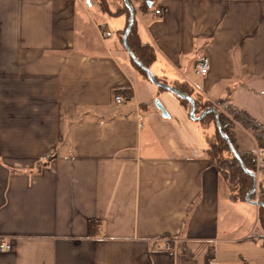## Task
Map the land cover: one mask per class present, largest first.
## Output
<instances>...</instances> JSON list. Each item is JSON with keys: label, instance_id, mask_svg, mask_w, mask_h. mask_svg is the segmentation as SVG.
I'll return each instance as SVG.
<instances>
[{"label": "crops", "instance_id": "0c3cea01", "mask_svg": "<svg viewBox=\"0 0 264 264\" xmlns=\"http://www.w3.org/2000/svg\"><path fill=\"white\" fill-rule=\"evenodd\" d=\"M151 1L134 18L156 51L152 74L210 101L230 89L264 127V0ZM90 12L84 0H0V264H264V228L236 213L197 121L171 91L167 116L140 98L152 81ZM232 131L239 151L259 146Z\"/></svg>", "mask_w": 264, "mask_h": 264}, {"label": "trees", "instance_id": "16d2710c", "mask_svg": "<svg viewBox=\"0 0 264 264\" xmlns=\"http://www.w3.org/2000/svg\"><path fill=\"white\" fill-rule=\"evenodd\" d=\"M131 2V0H129ZM151 0H143L141 4L137 7L134 6V14L137 11L142 13H148L151 5ZM152 2V1H151ZM98 4L99 11L102 14H107L110 16H124L125 26L118 30L119 38L122 39L125 27L128 23L129 10L126 7L124 0H96ZM132 3V2H131ZM133 4V3H132ZM127 45L134 54V56L146 67L150 68L152 64L156 61V51L153 45L149 42L143 41L137 30L136 19L134 18L133 25L127 35ZM129 62L131 66L140 73L145 79H149L145 71L137 65L134 60L129 56ZM157 81L164 82L168 85L173 86L175 89L190 96L194 101L195 114L199 115L204 110L208 108H215L218 116V121L222 132L228 136L231 143L236 147V142L232 127L235 123L240 124L246 129H250L259 146H264V127L262 124L257 122L251 115L246 111L238 109L232 106L229 99V90L224 97L219 98L216 101H210L203 97L201 93L195 91L193 86L186 80L176 79L172 81H167L164 77H159L154 75ZM158 91L165 90L161 87H157ZM123 95L126 99L131 96V91L129 89H115L113 90V96ZM179 103L186 109H189V102L186 99L176 96ZM222 108V110L220 109ZM202 132L203 138L205 140L204 152L208 159L210 160L213 167L217 172L223 177L230 189L229 199L233 202L246 201V195L251 190L254 184V178L247 174L239 164L237 158L231 152L227 141L222 137L217 128L216 117L213 111L207 112L200 120L197 121ZM244 166L247 169L253 170V165L250 161L249 152H241L237 149ZM260 196H258V201L264 203V184L260 183L258 185ZM256 193L250 195V199L254 200ZM257 220L262 228H264V207L260 206L257 209ZM98 221L90 220L88 225L89 235L96 234V228ZM264 244V242H263ZM213 258V253H209L206 258L207 263Z\"/></svg>", "mask_w": 264, "mask_h": 264}, {"label": "water", "instance_id": "95a60500", "mask_svg": "<svg viewBox=\"0 0 264 264\" xmlns=\"http://www.w3.org/2000/svg\"><path fill=\"white\" fill-rule=\"evenodd\" d=\"M124 3L126 5V7L128 8L129 10V18H128V23L125 27V30H124V33L122 35V43H123V46L125 48V50L127 51L128 55L134 60V62L139 65L141 67V69L143 71L146 72V74L148 75V78L152 81V83H154L157 87H161L165 90H168V91H171L172 93H174L176 96L178 97H181L183 99H186L188 102H189V116L191 119L195 120V121H198L200 120L207 112L209 111H213L215 113V117H216V124H217V128L219 129V132L220 134L222 135V137L227 141L228 143V146L231 150V152L234 154V156L237 158L239 164L241 165L242 169L247 173L249 174L251 177L254 178V184H253V187L251 188V190L247 193L246 195V201L253 204V205H256L257 207H260V206H263L264 207V203L261 202V201H256V200H251L250 199V195L252 193L255 192V189H256V177H255V173L251 170V169H247L244 164H243V161L237 151V149L234 147V145L231 143V141L229 140L228 136L225 135L221 128H220V125H219V121H218V116H217V112H216V109L215 108H208L206 110H204L202 113H200L199 115H196L195 114V106H194V101L193 99L184 94V93H181L180 91H178L177 89H175L173 86L171 85H168L164 82H161V81H157L155 76L152 74V72L150 71V69L146 66H144L135 56L134 54L132 53V51L130 50L129 46L127 45V35L131 29V26L133 25V22H134V8H133V5L132 3L129 1V0H124ZM156 106L157 108H159L162 112V115L163 116H167V112L166 110L164 109L163 105L160 104L158 101H156Z\"/></svg>", "mask_w": 264, "mask_h": 264}, {"label": "rangeland", "instance_id": "374dc122", "mask_svg": "<svg viewBox=\"0 0 264 264\" xmlns=\"http://www.w3.org/2000/svg\"><path fill=\"white\" fill-rule=\"evenodd\" d=\"M84 2H85V6H88V5L91 4L97 10V14L98 15L101 14V12L99 11L98 4L96 3V0H86V1L84 0ZM97 14H95L94 12H90L91 18L95 22H97V20L99 19ZM103 19H104V21H106V28H108L110 31H114L115 35H117V33H118V25L116 24V22L119 19H123V18H121L120 16H110V15L106 14L105 16H103ZM145 85H146V87L148 89L147 90L144 89V90H140L139 91L140 98L147 99L146 97H148L150 102H151V104H153V107H155V109H157L156 108L157 107L156 106V100H158V102L161 104V102L159 101V98H161L162 100H164L163 102H165V104H167L168 108L174 112V107H172L173 106V99H174V101H177V99L174 96H172V94H171V97H173V98L171 100V98H168V96H167V95H170L167 91H165V90H161V91L157 90L156 91V88L150 82L145 84ZM150 90L153 91V93ZM151 94H154L152 96L153 99L152 98L150 99V97H149V95H151ZM220 109L222 110V108H220ZM148 119H149V117L147 116L146 119H145V123H148ZM194 123H196V122H194ZM151 133L154 134L153 127H151ZM256 184H257L256 192H258V190H259L258 185L260 184V182H257V180H256ZM234 209H235L236 213L242 217V219H246L250 224H253V225L256 226V224H257V222H256L257 221V216H256V207L254 205H251L247 201H241L234 207ZM241 210H242V213H241ZM232 219L235 220L234 217ZM259 226L261 227L260 224H259Z\"/></svg>", "mask_w": 264, "mask_h": 264}, {"label": "built area", "instance_id": "2783aa9c", "mask_svg": "<svg viewBox=\"0 0 264 264\" xmlns=\"http://www.w3.org/2000/svg\"><path fill=\"white\" fill-rule=\"evenodd\" d=\"M154 13L156 15H160L161 14V10L160 9H155ZM111 35L110 31H103L102 36L105 37H109ZM209 69V61L206 57H201L199 59V61L195 64V72L199 75H204L207 73ZM115 102L117 103H122L124 101H126V98L122 95H116L114 97ZM139 120H142V116L139 115ZM250 154V161L253 165V172L255 173V177L258 182V177L260 176V174L264 173V146H258L256 149L252 150L249 152ZM261 183V182H260ZM256 189H257V184H256ZM255 189V192H256ZM258 196H260V191L258 190V192H256V197L255 200L258 201ZM169 240L168 239H162L161 243L158 245V248H162V249H169ZM9 249V244H7L6 242L2 241L0 242V251H7ZM209 264H216L215 261L211 260L209 262Z\"/></svg>", "mask_w": 264, "mask_h": 264}]
</instances>
